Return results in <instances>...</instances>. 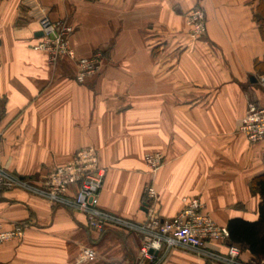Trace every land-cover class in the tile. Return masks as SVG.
Masks as SVG:
<instances>
[{"label": "crops", "instance_id": "1", "mask_svg": "<svg viewBox=\"0 0 264 264\" xmlns=\"http://www.w3.org/2000/svg\"><path fill=\"white\" fill-rule=\"evenodd\" d=\"M198 6L207 34L193 41L187 15ZM43 17L74 28L78 58L103 55L96 75L80 84L74 62L52 64L34 49ZM258 17L264 0H0V167L37 180L91 146L106 170L108 213L144 223L152 184L163 220L199 198L221 227L257 221L251 183L264 175V140L252 144L238 129L249 104L264 107ZM157 153L163 164L152 173L146 156ZM20 223L24 236L0 244V264H139L138 233L95 232L84 213L0 191L1 230ZM242 259L264 264L248 251ZM161 264L213 263L177 249Z\"/></svg>", "mask_w": 264, "mask_h": 264}, {"label": "built area", "instance_id": "2", "mask_svg": "<svg viewBox=\"0 0 264 264\" xmlns=\"http://www.w3.org/2000/svg\"><path fill=\"white\" fill-rule=\"evenodd\" d=\"M190 26L189 38L202 39L207 34L205 11L198 6L187 15ZM43 34L34 47L45 52L54 64L61 59H69L77 66L76 81L83 84L87 78L96 75L104 62L103 55L96 52L88 58H78L71 47L70 37L74 28L64 22H53L48 17L39 21ZM264 87V76L259 78ZM239 133L250 143L264 140V107L249 104L248 111L241 120ZM146 163L152 173H156L163 164L160 153L146 156ZM106 170L99 165L98 151L86 147L78 151L64 166L50 171L39 179L16 176L0 167V191L20 190L47 200L53 206H63L84 213L89 228L102 233L107 229L120 232H136L142 239L139 264L149 261L161 264L169 254L177 249L192 253L213 264H262L257 261L245 262L242 250L229 244V231L217 225L206 213V206L199 198H184L180 213L169 220H163L157 214L158 193L152 184L145 187V207L149 218L142 224H136L122 217L108 213L100 208L101 191ZM73 188L76 192L72 194ZM26 224L20 223L11 231L0 227V244L21 240ZM226 245V252L213 250V243Z\"/></svg>", "mask_w": 264, "mask_h": 264}, {"label": "trees", "instance_id": "3", "mask_svg": "<svg viewBox=\"0 0 264 264\" xmlns=\"http://www.w3.org/2000/svg\"><path fill=\"white\" fill-rule=\"evenodd\" d=\"M258 24L264 35V17H258ZM251 190L258 193L262 200L259 219L255 222L232 219L227 227L230 235L229 244L239 247L242 252H250L258 261H264V175L252 181Z\"/></svg>", "mask_w": 264, "mask_h": 264}, {"label": "water", "instance_id": "4", "mask_svg": "<svg viewBox=\"0 0 264 264\" xmlns=\"http://www.w3.org/2000/svg\"><path fill=\"white\" fill-rule=\"evenodd\" d=\"M40 36H43L42 32L40 33ZM145 209H146V208H145ZM146 211H147V209H146Z\"/></svg>", "mask_w": 264, "mask_h": 264}, {"label": "rangeland", "instance_id": "5", "mask_svg": "<svg viewBox=\"0 0 264 264\" xmlns=\"http://www.w3.org/2000/svg\"><path fill=\"white\" fill-rule=\"evenodd\" d=\"M264 89V87H262Z\"/></svg>", "mask_w": 264, "mask_h": 264}]
</instances>
